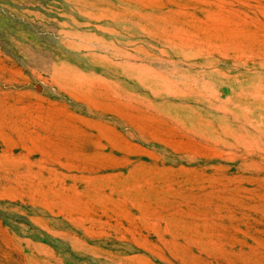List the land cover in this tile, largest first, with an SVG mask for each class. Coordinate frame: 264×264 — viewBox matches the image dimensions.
<instances>
[{"label":"rangeland","instance_id":"obj_1","mask_svg":"<svg viewBox=\"0 0 264 264\" xmlns=\"http://www.w3.org/2000/svg\"><path fill=\"white\" fill-rule=\"evenodd\" d=\"M0 264H264V0H0Z\"/></svg>","mask_w":264,"mask_h":264}]
</instances>
